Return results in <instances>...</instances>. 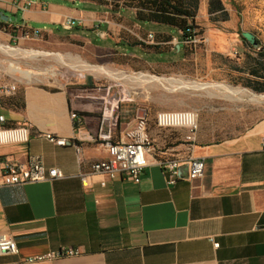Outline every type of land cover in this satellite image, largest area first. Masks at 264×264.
<instances>
[{
	"label": "crops",
	"instance_id": "1",
	"mask_svg": "<svg viewBox=\"0 0 264 264\" xmlns=\"http://www.w3.org/2000/svg\"><path fill=\"white\" fill-rule=\"evenodd\" d=\"M113 9L99 0H0V12L12 18L0 28V43L44 50L55 42L73 45L66 40L72 38L84 42L85 50L92 40L74 32L82 29L123 44L127 38L117 35V27L123 24L109 19V15L121 16L120 11L110 12ZM70 17L82 19L83 25L61 34L59 27ZM25 29L40 33L27 37ZM134 36L141 38L138 32ZM174 38L178 42L172 49L181 42ZM99 47L108 49L98 51L100 58L117 53L112 47ZM238 48L242 50V45ZM232 51L239 53L237 46L218 50L227 57ZM0 52V81L17 82V89L1 98L0 111L10 123L24 120L33 127L27 145H1L0 155L22 163L40 157L67 175L0 187V233L13 235L20 247L19 254L0 256V264L63 248L81 253L32 264H264V124L234 138L181 142L150 155L140 181L119 176L87 191L77 174L109 158L104 137L123 139L137 119L123 121L116 105L112 115H105L120 96L110 104L107 94L90 90L73 97L71 83L87 85V75L61 78L28 72L21 66L27 58ZM73 108L84 114L73 119ZM46 131L72 142L58 145L44 136ZM162 155L185 161L208 158L213 168L201 177H191L188 163H182L178 180L170 183V174L157 163Z\"/></svg>",
	"mask_w": 264,
	"mask_h": 264
},
{
	"label": "rangeland",
	"instance_id": "2",
	"mask_svg": "<svg viewBox=\"0 0 264 264\" xmlns=\"http://www.w3.org/2000/svg\"><path fill=\"white\" fill-rule=\"evenodd\" d=\"M107 1L114 8L110 12L115 13L120 11L121 16L117 14L109 15V19L115 20L119 25L123 24L117 27V35L120 32L122 36L127 38L123 44L112 39H103L96 32L76 29L74 30L75 33L87 34L88 38L92 40L89 42L90 48L84 50L82 46L87 47L84 42L63 37L68 42H74L75 44L70 45L72 43L55 42L48 46V48H44V50L64 54L71 51L75 53L71 54L76 55L78 60L108 65L114 68L118 67L130 74L149 71L154 75L181 78L186 82L222 81L240 89L249 88L243 85L241 81L245 75L232 73L231 64H227L221 59L218 50L227 51L232 46H237L239 51L240 48L238 47L242 45V50L239 53L232 51L231 57H234L233 59L236 60L238 57L244 56V44L240 39L239 29L255 33L264 44V0H234L238 7L232 2L233 0H223L230 11L231 18L228 21H221L219 24L222 27H217L210 22L208 11L209 0H201L197 23H199L198 30L204 27L205 31L202 34L203 36H196L192 43L194 45L192 48L188 46L186 53L183 42L178 44L180 47L177 45L174 49L171 48V46L175 45V42H178V40H174V37L180 36L179 30L176 27L164 23L139 20L135 16L136 8L133 7L138 1L182 5L184 0ZM95 8L100 11H109L107 7L103 6H95ZM239 14H241L242 20H240ZM134 23L142 29L141 33ZM73 29L75 28L68 29L63 25V27H59V32L65 34ZM112 30L110 29V31ZM143 31L146 33H142ZM135 32L140 34V39L134 36ZM149 32L155 34L157 42L159 41L158 33H162L160 36L168 34L173 36V40L169 44L170 47L157 50L156 48L145 46V44L134 45L130 43V40L134 42V39L146 43L142 39L147 41ZM32 34H34V31H32ZM17 36H19V30L16 32V39L19 40L20 38H17ZM13 43L17 44V41H13ZM99 46L112 47L117 53L111 57L100 58L98 51L105 48L99 49ZM214 49L217 50L212 51ZM105 50L108 49L106 48ZM1 54L0 52V56ZM88 55L91 58L87 57ZM39 57L22 60L21 66L23 69L28 70V72H41L49 77L63 78L64 75H72L74 78H78L83 75L91 76L90 80L93 86L71 83L70 87L73 97L78 94L84 96V91L90 90L92 93H99L102 96L107 94L110 104L114 98L121 96L119 92H121V87H124L126 94H123L118 106L121 119L128 122L140 117H147L153 144L161 150H169L181 142H214L234 138L257 129L264 124V100L247 101L206 89H168L156 83L134 79L117 81L108 76H95L85 70L56 65L54 60L49 59L45 55ZM137 57L140 58V61ZM94 58L109 61L101 63L95 61ZM151 63L155 64L154 67H148ZM47 69L48 71L44 73V70ZM253 92L259 93L254 90ZM163 113L196 114L195 135L190 136L188 135L189 133L157 132V115Z\"/></svg>",
	"mask_w": 264,
	"mask_h": 264
},
{
	"label": "built area",
	"instance_id": "3",
	"mask_svg": "<svg viewBox=\"0 0 264 264\" xmlns=\"http://www.w3.org/2000/svg\"><path fill=\"white\" fill-rule=\"evenodd\" d=\"M0 23H5V20H3L1 16ZM83 23L84 21L82 19L70 17L64 22V26L71 29L76 26H81ZM1 27L0 25V28ZM32 31L33 30L25 29L23 35L30 37L40 33L39 31H34V34H32ZM147 41L151 44L157 43L156 36L153 32H149ZM16 89L17 82L0 81V107L1 98L7 92ZM120 91L119 93L121 96L117 98L111 106V112L105 111V115H112L114 109H118L121 97L123 94H126L124 87H121ZM115 105L116 107L114 108ZM71 116L73 119H78L80 114L77 109L73 108L71 109ZM44 136L58 145H67L72 142L71 139L60 136L53 131L44 132ZM32 137L33 127L29 122L17 120L10 123L7 115L0 111V146L7 144L27 145ZM104 139L109 145L110 157L94 162L89 170H82L77 174L84 189L87 191L93 190L97 183L105 186L110 179H115L119 176H124L137 182L140 181L145 169L150 164L149 156L153 155L155 150L148 119L146 117L137 118L134 124L125 131L124 138L119 141H114L105 137ZM77 147L81 151V147ZM26 153H28V150H26ZM28 155L30 157V153H28ZM157 163L163 170L170 174V183H175L178 180L179 168L182 163H188L191 177H201L213 168L210 159L200 157L191 158L187 161L178 158L164 157L157 158ZM0 176V187L52 181L67 177L60 167L47 166L40 157H30L26 163H22L15 157L2 155H0ZM19 253L20 247L13 235L0 233V256ZM80 253L81 251L79 249L63 248L60 250H49L44 253L29 255L17 262L1 264H32Z\"/></svg>",
	"mask_w": 264,
	"mask_h": 264
},
{
	"label": "trees",
	"instance_id": "4",
	"mask_svg": "<svg viewBox=\"0 0 264 264\" xmlns=\"http://www.w3.org/2000/svg\"><path fill=\"white\" fill-rule=\"evenodd\" d=\"M101 2L109 3L107 0H99ZM201 0H184L182 5H169L166 3H155V2H140L138 1L133 6L136 8L135 16L137 19L142 21H152L157 23L169 24L176 27L179 30V38L181 42L185 45V53L187 52V47L192 48L194 44V39L196 36H203L205 31L204 27H201L199 30V23H197V15L200 7ZM235 6L236 3L232 1ZM111 4V3H110ZM132 7V6H131ZM238 7V6H237ZM208 11L209 19L212 24L217 27H222L219 23L221 21H228L231 18L230 11L228 10L226 3L223 0H209L208 1ZM240 20H242L241 14H239ZM5 23H0L4 26ZM76 28H81V26H76ZM240 39L244 44V56L238 57L236 60L234 57H227L221 52L218 54L221 56V59L227 64H231V72L239 75H245L242 78V83L246 87L253 89L259 93H264V44L254 34L255 41L249 39L244 33L245 31L238 30ZM201 33V34H200ZM149 34V33H148ZM158 40L160 41L155 44L143 43L142 41H137V39L130 40L131 44L150 46L156 48L157 50H162L165 47L167 48L169 44H163L164 42L171 41V35H162L158 33ZM166 34V33H163ZM15 35V34H14ZM137 41V42H136ZM144 41V40H143ZM136 42V43H135ZM145 42V41H144ZM163 42V43H162ZM189 44V45H188ZM186 56V55H185ZM242 62V63H241ZM87 77V84L93 86L90 80L91 76ZM79 114H84L78 110ZM147 118V117H146ZM149 122V121H148ZM161 149L155 146L153 155L158 153ZM166 151V150H162ZM164 153V152H162ZM174 158L171 156H159L158 158Z\"/></svg>",
	"mask_w": 264,
	"mask_h": 264
},
{
	"label": "bare ground",
	"instance_id": "5",
	"mask_svg": "<svg viewBox=\"0 0 264 264\" xmlns=\"http://www.w3.org/2000/svg\"><path fill=\"white\" fill-rule=\"evenodd\" d=\"M0 50L5 53L23 56L27 59L40 58L39 56L45 55L49 59L54 60L56 65L85 70L95 76H108L117 81H127L134 79L156 83L168 89H206L209 91L220 92L221 94L227 96L238 97L247 101L264 100L263 93H255L249 88L240 89L238 87H233V85L222 81L186 82L181 78L158 76L152 74L149 71L130 74L126 70L118 67L114 68L108 65L91 63L85 60H78L76 55L70 53L64 54L40 49H25L20 46H10L4 45L2 43H0ZM46 71H48V69L44 70V73ZM196 121V114H158L156 120V131L159 133H189L188 135L194 136L196 133Z\"/></svg>",
	"mask_w": 264,
	"mask_h": 264
},
{
	"label": "water",
	"instance_id": "6",
	"mask_svg": "<svg viewBox=\"0 0 264 264\" xmlns=\"http://www.w3.org/2000/svg\"><path fill=\"white\" fill-rule=\"evenodd\" d=\"M0 16H1V18H2L3 20H5V21L12 20V18L9 17V16H7V15H5L3 11L0 12ZM244 34H245L249 39H251L252 41H255V36H254L253 33H251V32H245Z\"/></svg>",
	"mask_w": 264,
	"mask_h": 264
}]
</instances>
